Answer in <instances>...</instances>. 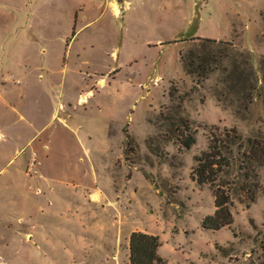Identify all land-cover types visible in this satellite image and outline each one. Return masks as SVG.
<instances>
[{
    "label": "rangeland",
    "instance_id": "1",
    "mask_svg": "<svg viewBox=\"0 0 264 264\" xmlns=\"http://www.w3.org/2000/svg\"><path fill=\"white\" fill-rule=\"evenodd\" d=\"M190 49L226 55L199 83L180 60ZM213 125L239 135L219 175L234 222L218 231L202 227L216 209L210 187L191 178ZM0 128V264L58 263L19 234L33 223L53 239L52 224L77 205L79 170L98 176L95 222L101 203L115 216L99 191L111 176L131 197L132 228L177 238L170 264H262L264 0H0Z\"/></svg>",
    "mask_w": 264,
    "mask_h": 264
},
{
    "label": "crops",
    "instance_id": "2",
    "mask_svg": "<svg viewBox=\"0 0 264 264\" xmlns=\"http://www.w3.org/2000/svg\"><path fill=\"white\" fill-rule=\"evenodd\" d=\"M16 113L25 123L30 122L21 112L16 110ZM4 131L0 128V139L5 136ZM79 140L81 141V137H79ZM78 172L81 173L82 171H75L73 182L71 183V186L74 188L72 195L76 198L77 205L71 215L52 224V227L55 228L52 233L53 239L45 241L33 223H31V226L29 224L27 230L19 234L20 241L30 246V248H36L38 253L46 248L49 252L46 250V252L44 250L43 252L47 253V256L52 260H57V264H63L60 261H64L65 259L72 260L82 257V259L87 261L86 264H119L120 241L123 239L127 254L126 264H129L130 235L133 231L139 230L160 236L161 246L159 247V254L167 261V264H170L172 259L177 256L179 250V243H176L177 238L175 239V237L171 236V241H169L162 237L160 233L151 232L145 226L132 228L131 221L133 217L127 216L125 219L123 212L125 198L127 201H130L131 197H125L128 192L127 190L114 188L110 182L111 176L105 180L108 186L105 189L99 186L102 190L99 191L100 196L104 195L115 207V216L111 219L107 214L108 208H111V206H108L107 203H101L100 208L103 211L104 217L95 222V219L91 217V213L94 209H98V205L92 199V196L97 191V184L95 182L99 185L98 176H94V179H91L90 172L85 170L81 173V176L77 177ZM133 177L130 179V182ZM47 193L53 195L54 191L49 190ZM21 221H27V219L22 218ZM47 245H50V247L48 246V248ZM0 256L4 257L2 252Z\"/></svg>",
    "mask_w": 264,
    "mask_h": 264
},
{
    "label": "trees",
    "instance_id": "3",
    "mask_svg": "<svg viewBox=\"0 0 264 264\" xmlns=\"http://www.w3.org/2000/svg\"><path fill=\"white\" fill-rule=\"evenodd\" d=\"M204 42L210 44H225L234 46L231 42L217 41L216 39H205ZM204 46V43H203ZM219 55V56H217ZM226 55L221 49L204 51L190 49L187 52H180V60L183 63L185 73L192 77H197L198 82L205 80L211 71V63L218 57ZM215 58V59H214ZM189 129V127H186ZM215 131H211L208 149L196 156V164L192 168L191 178L199 185L207 184L214 196L215 211L206 215L202 220V227L205 230L217 231L228 227L234 222V215L231 207L233 199L231 188L219 183V175L231 166V145L239 135L235 128L221 129L217 125L212 126ZM127 147L130 146V136L126 132ZM196 143V138L187 135L182 141V146L191 148ZM161 246L160 236L143 231H133L129 242V264H165L166 260L160 256ZM261 250L264 264V239L261 241Z\"/></svg>",
    "mask_w": 264,
    "mask_h": 264
},
{
    "label": "bare ground",
    "instance_id": "4",
    "mask_svg": "<svg viewBox=\"0 0 264 264\" xmlns=\"http://www.w3.org/2000/svg\"><path fill=\"white\" fill-rule=\"evenodd\" d=\"M113 6V10H114V12L115 13H119V8L114 4V5H112ZM96 197V196H95ZM93 199H94V197H93Z\"/></svg>",
    "mask_w": 264,
    "mask_h": 264
},
{
    "label": "built area",
    "instance_id": "5",
    "mask_svg": "<svg viewBox=\"0 0 264 264\" xmlns=\"http://www.w3.org/2000/svg\"><path fill=\"white\" fill-rule=\"evenodd\" d=\"M5 80H8L7 78H5ZM16 83H20V81L19 80H16Z\"/></svg>",
    "mask_w": 264,
    "mask_h": 264
}]
</instances>
